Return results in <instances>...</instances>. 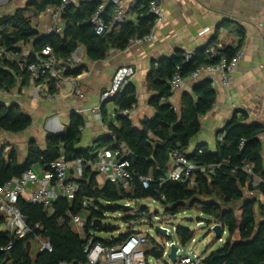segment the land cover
I'll return each mask as SVG.
<instances>
[{
	"label": "trees",
	"instance_id": "trees-1",
	"mask_svg": "<svg viewBox=\"0 0 264 264\" xmlns=\"http://www.w3.org/2000/svg\"><path fill=\"white\" fill-rule=\"evenodd\" d=\"M61 0H28L23 7L0 16V89L10 92L18 83L29 84L30 76L20 70L18 63L24 60L23 48L30 47L25 58L31 61L35 54L41 53L46 46L52 48L57 61V68L62 77L75 78L85 69L76 64L70 67L67 59L71 58L79 46H83L90 61L104 60L110 50H125L133 39L147 36L153 26V16L148 12L151 0H139L132 9L138 16L135 22L124 20L111 25L112 6H105L101 18L108 26L103 34H96L90 18L100 4L99 0H89L68 6L63 15L61 33L41 35L32 26L48 6H57ZM141 8H138L140 7ZM240 37L243 32L238 29ZM207 47V46H206ZM205 47V48H206ZM197 49L188 61L185 51L176 50L171 56L159 59L151 64L147 84L153 92L148 104L154 109V116L140 122L136 128L130 117L120 114L124 109H131L137 102L134 85L127 82L115 94L114 116L108 122V133L100 141L87 148L80 147L79 128L85 122L81 115L72 113L68 125L61 135L46 134L42 148L35 139L27 143V157L24 162L18 159V152L12 148L8 153L0 150V187L7 181L20 177L31 166L48 169L49 164L60 158L68 162L80 160L83 166L82 179L72 201L58 198L49 210L40 205L17 200V206L26 219L30 232L24 238H18L1 226L5 219L0 216V261L2 264H88L84 251L89 241L106 246H114L123 241L135 229L130 224L138 217L146 216L143 210L134 211L131 204L139 200L152 199L158 202L164 213L175 216L186 210H195L209 218V227L218 223L226 231L225 242L217 249L203 254L198 264H264V157L260 136L262 126L246 124L245 113H234L218 132L214 152L204 146L188 154V158L205 168L199 172L193 188L186 183L162 181L167 173L169 154L174 149L187 150L192 138L200 131V118L208 113L215 102L216 92L208 80L195 83L190 93H184L180 110L176 111L169 103L173 95L168 81L179 70L187 76L198 66L215 63L217 60L206 58L204 49ZM237 49V48H236ZM236 49L225 47L219 50V56L231 58ZM9 56H14L9 59ZM55 82L48 83L47 93L57 91ZM105 104L100 105L101 117L105 120ZM116 122V123H115ZM32 119L24 113L17 103L0 102V131L19 134L27 130ZM123 143L130 151L128 157L136 185L131 192L125 191L120 183L106 181L98 185L96 180L97 152L100 147L114 148ZM213 165L214 171L208 173L206 167ZM250 166L251 172L245 170ZM151 174L153 181L144 189L137 181L138 177ZM254 177L261 181L254 183ZM256 193L246 196L243 189ZM128 205V211L123 206ZM259 219H257V210ZM85 211L84 236L74 232L69 224L67 213L75 215ZM123 212L122 220L126 223L125 233L103 222L109 213ZM133 214H132V213ZM198 222H201L200 220ZM37 226V227H36ZM117 236L114 237L113 234ZM101 235H107L103 237ZM194 231L177 227L175 238L181 245H186L194 237ZM41 237L50 242L52 251L38 252L33 256L29 252V241ZM6 249L7 247H9ZM165 248L149 240L147 255L161 259Z\"/></svg>",
	"mask_w": 264,
	"mask_h": 264
},
{
	"label": "crops",
	"instance_id": "crops-1",
	"mask_svg": "<svg viewBox=\"0 0 264 264\" xmlns=\"http://www.w3.org/2000/svg\"><path fill=\"white\" fill-rule=\"evenodd\" d=\"M27 1L18 0V4H15L16 0H0V16L14 12L19 8L17 5L23 7ZM99 1L109 5L108 0ZM122 1L126 7L124 20L135 22L137 11L132 9L129 0ZM158 1L165 18L151 29V40L130 43L123 51L110 50L107 57L101 61H90L84 47H78L75 52L78 60L76 64L83 65L85 69L73 78L76 87L73 86L72 78H66L54 95L47 93L39 99L33 97L31 82L24 86L18 83L7 94L0 92L1 103H17L32 119L31 126L22 133L3 132L4 137H8L0 146L6 144L9 151L15 148L19 161L24 162L28 140L35 139L43 148L46 134L50 131L63 132L72 113L81 115L85 122L84 129L80 132L79 146L87 148L100 141L109 132L107 125L113 119L115 106L112 101L105 105V120L101 114L100 119L94 116L91 110L99 106L101 93L110 86L113 73L122 65L134 68L129 82L136 89L137 102L133 106L134 116L130 119L133 126L139 128L140 122L152 118L155 112L148 104L153 94L147 84L151 64L171 56L176 50L187 52L203 49L207 45H220V49L242 48L244 56L238 64L231 84L223 87L217 83L213 87L216 92L214 105L200 118V131L192 138L188 150L192 153L194 149L205 146V149L214 152L216 140L219 139L218 132L233 114L238 112L246 114L244 123L262 126L260 140L264 157V0ZM138 8H141V5ZM50 25L51 19L46 15L40 14L32 20V26L40 34ZM238 29L242 30L243 37H240ZM23 49L28 51L30 47ZM199 81L201 80H188L184 90L174 92L169 98V103L176 111L180 110L183 94L190 93L192 86ZM104 147H100L98 151ZM34 170L40 172L41 168L35 165ZM256 178L260 180L258 177H254V180ZM96 180L98 185L106 182L105 177L98 173ZM27 196L24 195L22 199L28 201ZM1 229L4 230V225ZM43 240L45 239L36 237L29 241V252L33 256L39 252Z\"/></svg>",
	"mask_w": 264,
	"mask_h": 264
},
{
	"label": "built area",
	"instance_id": "built-area-1",
	"mask_svg": "<svg viewBox=\"0 0 264 264\" xmlns=\"http://www.w3.org/2000/svg\"><path fill=\"white\" fill-rule=\"evenodd\" d=\"M86 1L89 0H61L57 6L46 7L41 15L50 17L51 25L46 31H44V33H61L63 29L62 15L65 9L70 5H77ZM137 1L139 0H129L131 5H135ZM108 2L109 5L112 6L111 25L123 22L126 12L124 2L122 0H108ZM105 6L106 4L100 3L90 18V22L92 23L96 34L99 35L108 30V26L101 18V13ZM148 12L153 16V30L165 18L163 9L158 0H151L148 3ZM151 31L144 38L133 39L130 43L151 40ZM220 47V45H207L204 49L206 58L209 60L216 59L217 61L215 63L202 64L195 70L191 71L187 76H183L179 70L175 71L168 81V86L171 92L174 93L184 90L188 80H208L213 87L217 83H220L223 87H228L233 80L238 64L244 56V50L238 48L231 58H227L225 56H219ZM3 53V50L0 49V56ZM192 54H194V51L185 52V60L188 61ZM28 55V51L22 54L24 60L19 62L18 66L20 70L26 71L29 74L31 91L34 98L39 99L42 95L47 94L48 83L51 80L55 82L57 88L64 84L66 78L62 77V71L56 66L57 61L51 47L46 46L42 49L41 53L35 54L31 61L25 59ZM13 58L14 56H9V59ZM77 62L78 60L75 57V53L71 58L67 59V63L70 67H73ZM133 74L134 68L130 65H122L115 70L111 78L110 86L100 95L99 106L91 110L94 116L100 119V105L111 103L110 99L123 88ZM72 83L73 86L76 87L73 78ZM0 92L2 94L8 93L2 89H0ZM81 96L82 95H80V97ZM119 113L131 118L134 116V109H124ZM113 116L114 111L112 112V118ZM83 129L84 126L80 127L79 131L82 132ZM108 134L114 139V136L111 133ZM194 150H196L197 153L201 152L200 149ZM189 153L188 149H174L170 152L166 164L167 173L162 181L172 180L186 183L188 188H193L195 186L198 173L204 171L205 168L189 159ZM129 156L130 151L123 143H119L112 149L107 147L101 148L97 152L96 171L99 175L104 176L106 181L118 182L125 191L131 192L136 185V180L133 177L131 164L128 159ZM34 166L35 165L31 166L20 177L13 178L0 187V216L5 219L3 224L4 230L9 231L18 238H24L30 232L26 219L16 204L19 198H23L24 195L27 194V200L29 202L40 204L52 213V203L58 198H65L69 202L73 200L74 195L79 188L78 181L82 179L83 166L80 160L68 162L64 157H60L52 161L49 164L48 169H41L40 172L34 170ZM206 169L208 173H211L214 171V166L210 165L206 167ZM245 170L250 173V166L246 165ZM137 181L144 189H147L152 183L153 177L151 174H148L146 176L138 177ZM260 181L261 180H258V182ZM67 216L69 218L71 229L77 234L84 236L83 228L85 211L75 215L67 213ZM199 224L202 225V222H199L198 225ZM155 225L164 229L168 236L166 239L170 240L165 241L164 244H162L165 248L162 257H168L170 247L171 245H174L177 248L175 261L173 262L174 264H198L200 262L203 255L199 254L193 246L196 242L195 235L190 242L183 246L175 238L177 227L173 226L170 229L164 224ZM171 232L174 235V240L171 239ZM224 233L225 230H223L220 238L217 239V241L222 242V244L226 239H222ZM149 240V236L145 233L135 231L114 246H106L89 241L84 249L87 263L149 264L150 255H147ZM147 245L148 248H145ZM8 248H10V246L6 249ZM42 251H52L49 241H42L39 247V252ZM0 264H2L1 261Z\"/></svg>",
	"mask_w": 264,
	"mask_h": 264
},
{
	"label": "rangeland",
	"instance_id": "rangeland-1",
	"mask_svg": "<svg viewBox=\"0 0 264 264\" xmlns=\"http://www.w3.org/2000/svg\"><path fill=\"white\" fill-rule=\"evenodd\" d=\"M15 4H18V0H16ZM17 6L21 7V5H17ZM23 51L26 52L24 49ZM59 122L62 123L61 121ZM7 137L8 136L4 137V133L0 131V143H4L7 140ZM0 148L4 149V151L7 152L9 151L7 150L6 144H1ZM257 182L258 179L256 178L253 184ZM243 192L246 194V196L249 197L257 195L256 193L248 191L247 187L243 189ZM131 205L132 207L135 208L134 211H138V210L140 211V208L145 207L143 211L146 212L147 215L143 217H138V220L132 221L130 225L134 227L135 231L145 233L146 235L149 236L150 240L154 241L159 245H162L164 244L165 241H170V240L154 232L155 224H164L168 226L170 229L173 226L174 227L179 226L194 231L196 242L193 246L195 250L202 255L209 253L219 248L222 245V242L217 241V239L214 238L213 234L210 231L209 225L211 222L210 223L207 222L209 218L203 214L198 213L195 210H186L184 212L176 214L175 216H169L164 213L161 205L152 199L139 200L137 204L133 202V204ZM123 214H124L123 212L113 213V214L109 213L108 219H106L103 223L117 228L118 233L123 234L126 232L127 229L126 223L121 219ZM259 216L260 215L257 210V219L260 218ZM199 220L202 222V225L200 224L198 225ZM101 236L106 237L107 235H101ZM113 236L116 237L117 234L114 233ZM225 238H226V231L222 236V239ZM171 239L174 240V235L172 232H171ZM145 248H148V245ZM149 264H174V263L168 257H162L161 259H156L150 256Z\"/></svg>",
	"mask_w": 264,
	"mask_h": 264
},
{
	"label": "water",
	"instance_id": "water-1",
	"mask_svg": "<svg viewBox=\"0 0 264 264\" xmlns=\"http://www.w3.org/2000/svg\"><path fill=\"white\" fill-rule=\"evenodd\" d=\"M41 35H46L45 33L41 34ZM186 93V92H185ZM112 99V98H111ZM110 99V100H111ZM105 104V103H104ZM226 124V123H225ZM51 134H54V135H61L62 134V130H59L57 132L55 131H50ZM129 206L128 205H124L123 206V209L124 211H128L129 210ZM189 220H192V219H189ZM224 228L221 224H214L210 227V231L211 233L213 234L214 238L215 239H219L222 232H223ZM154 232L164 238H167L168 236L166 235V232L164 229H162L161 227H159L158 225H155L154 226ZM176 251H177V248L174 246V245H171L170 247V252L168 254V258L174 262L175 261V254H176Z\"/></svg>",
	"mask_w": 264,
	"mask_h": 264
},
{
	"label": "bare ground",
	"instance_id": "bare-ground-1",
	"mask_svg": "<svg viewBox=\"0 0 264 264\" xmlns=\"http://www.w3.org/2000/svg\"><path fill=\"white\" fill-rule=\"evenodd\" d=\"M53 129V128H52Z\"/></svg>",
	"mask_w": 264,
	"mask_h": 264
}]
</instances>
